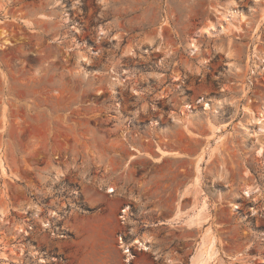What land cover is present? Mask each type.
Listing matches in <instances>:
<instances>
[{"label":"rangeland","instance_id":"obj_1","mask_svg":"<svg viewBox=\"0 0 264 264\" xmlns=\"http://www.w3.org/2000/svg\"><path fill=\"white\" fill-rule=\"evenodd\" d=\"M262 108L264 0H0V264H264Z\"/></svg>","mask_w":264,"mask_h":264},{"label":"bare ground","instance_id":"obj_2","mask_svg":"<svg viewBox=\"0 0 264 264\" xmlns=\"http://www.w3.org/2000/svg\"><path fill=\"white\" fill-rule=\"evenodd\" d=\"M210 28H212V27L211 26L207 27V29H210ZM196 49H197L196 45L193 42L190 43V50H191V52L195 51ZM261 59H263V57H261ZM253 65L257 66L255 63H253ZM202 107H203V109H207V108L210 107V105H209V103L204 102L203 105H202ZM249 113H251V115H250V121L256 124V130L263 129L264 128L263 127L264 126V109L262 108V110L259 111L258 114H253L252 112H249ZM262 150L263 149L259 148L257 152L258 153H261V152H263ZM159 151H160V153L162 155H170V154L171 155H175V153H177V152H174V151L163 150V149H160ZM242 192H243L244 195H249L250 194V190L248 188H244ZM204 206L205 205L202 202L201 207H204ZM201 207L198 209V211H195V213L191 214L190 217H197L199 215V213L201 212L200 211L202 209ZM235 207L236 206L234 204L233 208H235ZM204 209H205V207H204ZM124 211H125V209H124ZM188 218H189V216H188ZM188 218L185 219V220H188ZM198 218H200V217H198ZM190 220H191V218H190ZM198 222H200V221L197 220L196 223H198ZM24 224H26V223H24ZM42 224H43V226L48 225V223H46V222H43ZM19 230L20 231L27 232V230H25L23 228V226H20L19 227ZM205 233L206 232H204V235L201 236V239L199 240V242L197 244V247L195 249V253H194L193 257L191 258V263L189 262L190 264H210L214 260V258L216 257L217 251H216V247H215L216 243H215L214 237L209 236V234L206 235ZM132 244H135V246L138 249H141V250H146V251L147 250H152L148 238H144V237H142V238H136L132 242ZM122 248H123L124 252L129 251V249H126L127 248L126 245H122ZM128 255L130 256V253H128ZM40 260H43L44 261V259H42V258ZM128 260H129V258H128Z\"/></svg>","mask_w":264,"mask_h":264},{"label":"crops","instance_id":"obj_3","mask_svg":"<svg viewBox=\"0 0 264 264\" xmlns=\"http://www.w3.org/2000/svg\"><path fill=\"white\" fill-rule=\"evenodd\" d=\"M154 216L153 218H160L161 216L154 215L152 213H149V215ZM105 216L103 214L96 213L93 218H89V220L85 221L82 225L86 231L84 234V240L90 241L92 245H102L103 241L107 240L110 241V228L108 227V222L105 221ZM184 218V217H183ZM166 220L162 217L158 220V222H153L154 225H152L150 228L147 229L149 233H154L156 230H158L160 227H163L164 224H166ZM77 235V234H75ZM150 246L155 248V250L161 249V244L159 242H152L151 239H149ZM148 251V250H147ZM141 253H146V250L141 251Z\"/></svg>","mask_w":264,"mask_h":264},{"label":"built area","instance_id":"obj_4","mask_svg":"<svg viewBox=\"0 0 264 264\" xmlns=\"http://www.w3.org/2000/svg\"><path fill=\"white\" fill-rule=\"evenodd\" d=\"M112 191H113L112 188H108V192H112ZM122 212H125L124 209L122 210ZM121 217H122L123 220H125V217L124 216H121ZM119 244H123V245H126L127 246V242H125L124 236H120L119 237ZM126 249H129V247H127ZM126 252H129V251H126Z\"/></svg>","mask_w":264,"mask_h":264}]
</instances>
